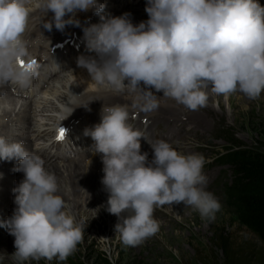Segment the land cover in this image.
<instances>
[{
	"label": "clouds",
	"instance_id": "obj_1",
	"mask_svg": "<svg viewBox=\"0 0 264 264\" xmlns=\"http://www.w3.org/2000/svg\"><path fill=\"white\" fill-rule=\"evenodd\" d=\"M33 4L0 0V85L31 86L35 65L25 63L24 34ZM34 6L49 31L80 27L78 12L99 15L104 9L100 0H38ZM145 11L148 19L138 24L124 13L83 28L95 55L78 57L77 66L90 81L117 93L127 90L133 107L145 113L158 109L157 93L196 110L206 104L209 86L216 94L239 91L250 99L264 92V6L258 0H146ZM79 95L70 91L59 124L75 108H88L89 102L77 103ZM99 115L84 135L93 141L91 153L100 155L107 211L119 218L115 232L125 245L137 246L158 231L154 210L165 204L183 203L202 219H215L221 204L207 190L202 156L181 153L163 139L149 141L129 123L126 106L103 104ZM142 137L151 159L141 151ZM0 159L16 160L15 171L23 173L12 189L13 213L0 220L14 237L13 259L65 261L82 239V225L59 195L56 176L39 155L2 136Z\"/></svg>",
	"mask_w": 264,
	"mask_h": 264
},
{
	"label": "rangeland",
	"instance_id": "obj_2",
	"mask_svg": "<svg viewBox=\"0 0 264 264\" xmlns=\"http://www.w3.org/2000/svg\"><path fill=\"white\" fill-rule=\"evenodd\" d=\"M111 1H114L113 4L116 6L118 1ZM100 2L109 4L110 0H100ZM120 2V6L112 9L109 16H119L124 13H129V11L134 8L137 10L144 9L146 5V0H120ZM83 14H85V16ZM88 14H92V11L90 10V13L88 11L86 13H77V18L80 21L81 28L80 31L72 34V46L75 45V37H77L76 35L80 36L82 29L87 25V23L90 22H84V17H86ZM42 16L43 15L40 14L34 18H30L29 24L33 19L37 20V22L35 21L36 24L34 22L30 27L32 28L35 24L34 28L30 29L28 27L29 29L27 28V31L25 32L27 38L29 37V33L31 31L38 28L43 29L41 32H39L43 35L35 34L36 37L33 36L27 39L24 36L26 42L28 43L29 51L31 52L29 56L31 60L37 59L34 55L44 48L46 49L43 53L46 55V57H48L49 50H47V48H51L48 47L49 45L54 44V46H57L61 42L69 41L71 39V35H68L65 41H63V39L66 37L65 33L68 34V32H66L67 29H70L68 30L69 32H73L79 28L74 25H69L65 27L66 30L63 35L56 34L55 36H44V34L49 32L59 33L60 31H54L53 29L49 31L43 28ZM130 19L132 22L140 21L138 18L133 19L130 17ZM100 23H102V21H100L99 24ZM59 36L62 38L60 39ZM38 38L41 39L38 41ZM36 41H38L37 44H35ZM60 46L65 45L62 44L57 47ZM73 49L75 51H80L76 50V48ZM66 51L67 50L64 52L66 53ZM89 52L90 50H87L85 53L81 51L80 54L85 56ZM66 55H70L66 57L68 60L66 59L65 61H61L64 59L62 58L59 61L61 62L59 67L63 66L65 67L66 71L71 72L73 69L78 68L77 64H75L74 68L67 70L72 62L76 60L73 58V55L79 54H75L74 51L70 52V50H68ZM48 67L51 68V65ZM60 72L61 74L62 72L65 73V70ZM37 73L38 72H35V74ZM56 73L57 75L60 74L59 72ZM41 74H39L40 78L37 79L40 84L43 83V79L41 78L44 77L43 74H45V71H43ZM204 90L207 93V102L204 106L199 107L196 110H190L184 105L179 104L175 100L171 99L172 106L170 108H178L175 111L177 116L169 115V112L167 114L166 111L160 107H158V109L154 112L159 116L158 119L161 117L163 121H167V124L169 122L174 123L176 119V121H178L177 117H179V120H186V133L194 135L195 131H197L194 137H191L190 135L187 137V139H185L184 145H180V134L169 138L171 140H169V143H171L173 147L175 146L174 148L181 153H195L204 158L205 165L203 172L209 170L210 175L213 177L212 179L210 178L209 183H207V190L212 192L221 204L220 210L215 214V219H202L198 212L193 210L191 207L185 206L183 203H174L173 205L165 204L163 206L156 207L154 210V218L158 222V231L151 237L145 239L143 243L137 246H128L123 243L119 233L115 232V225L119 218L107 211L106 205L108 195H104V192H102L103 190L99 187L100 189L95 191L97 198L96 200L94 199L91 201V205L89 204L90 202L84 198H81L84 200H79L77 205H75V202L66 204L70 207L69 208L67 206L69 208H67V210L75 216L76 220L81 223L83 227L82 239L80 242H78L75 251L65 261H59L55 258L51 261L40 259L27 261L25 264H203L199 260L200 254L205 252L213 253L216 251V248L213 247L211 242V237L215 232H219L224 237H226L233 249L240 255H250L251 253L253 256L257 255L258 252L261 251V246L256 241L254 235L240 223L233 202L225 189V183L231 181L232 171L227 165H215V161L217 162L228 152L237 149L256 148L259 150H264V92H262L258 98L250 99L239 91L230 95H221L212 92L210 86ZM39 95L41 97V93ZM157 95L159 104H166L165 106L170 104L166 103V100L170 101V98L165 97L166 100H161L164 98L162 93H157ZM125 96L132 97L133 94L129 92L126 93ZM40 97L38 99H40ZM36 99L37 98H34V100ZM131 105L133 104L131 103ZM172 119L175 120L173 121ZM71 124L76 123H70V125ZM76 127V131L79 133L78 125H76ZM28 131L30 135L31 129ZM76 137L77 136H74V138ZM82 138H84V136L79 138L80 141L79 139H73L71 143L77 142L78 144L83 145L84 143L82 144L81 141ZM85 147L86 145L84 148ZM61 148L62 146L59 147V149ZM66 148L67 147L65 146L63 149L66 150ZM77 150H80V148L78 147ZM80 152V154L86 153L89 155L87 152L84 153L83 150ZM80 154H78V156ZM74 155L76 154L73 153V156ZM73 156L68 163H71L72 160L78 158H73ZM60 160L62 161L63 158ZM98 172L96 175H100ZM7 186L8 185H6V187ZM84 205H89L88 207L90 209ZM85 210H88V213ZM109 216H113L114 223L112 226L110 225V221L108 219L110 218ZM14 251V237L8 233L6 228L0 227V255L3 256V259L0 260V264H17V261H15L12 257V253ZM218 252L220 256H222L221 251L218 250Z\"/></svg>",
	"mask_w": 264,
	"mask_h": 264
},
{
	"label": "bare ground",
	"instance_id": "obj_3",
	"mask_svg": "<svg viewBox=\"0 0 264 264\" xmlns=\"http://www.w3.org/2000/svg\"><path fill=\"white\" fill-rule=\"evenodd\" d=\"M117 1L118 2L116 3V6L115 4H113L114 1L111 0L109 4L100 2L104 4L103 12H101L99 15L95 14V16L90 20L89 23H87L85 27L91 26L93 24H99V22L102 21L101 16L108 17L112 9L120 6V0ZM35 3H38V0H34V4L30 5V7H33V11L31 12L30 18H34L40 14L44 16L42 10L34 6ZM129 13L130 17H132L133 19L138 18V20H140L134 21V24H138L139 22L146 21L148 19V15L145 11V8L140 10L134 8L131 9ZM50 16L51 13H49V17ZM52 29L54 31L57 30L54 26ZM42 30V28H38L33 31L30 30L31 32L29 33V37H36L35 34L43 35L42 33H39ZM65 30L66 28L63 31H60L59 33L49 32L44 34V36H55L56 34L63 35L65 33ZM80 34V36L76 35L77 37H75V45H73L71 49L76 48V50H80L85 53L87 50L90 49L87 45V40L85 39L83 29ZM24 36L26 38V34ZM82 38L84 39L83 41H81ZM79 42H81L80 47L77 46ZM27 47L30 56L31 52L29 51L28 43ZM45 49L46 48L41 49L34 55L35 57H39L38 62L35 60H31V58L29 57L25 58V63H32L33 61H35V70L41 69L42 66L45 68V66L47 65L46 62H49V64L51 65L52 69L50 67H47V69L44 70V77L41 78L43 79L42 84L45 87L44 90H39L40 83L37 80L40 78L39 75L33 77L31 86L28 88H20L19 86L14 85L12 83L0 85V96L5 92H10L9 97L0 101V136L5 137L9 142L15 141L22 143L26 150L39 155L44 160V167L56 176L59 185V195L64 199L66 204L75 202V205H77V203H79V200H82L81 198H84L87 199V201L90 202L88 203L91 205V201H93L94 199L96 200L97 198L95 194V191H98L97 189L101 188L103 190L102 192H104V195H108V193L104 189L103 184L101 183L102 177L104 175L102 171V161L100 159V155L97 156L98 159L96 158L95 160H91L90 156L87 155L85 152V154L79 153L80 151L84 150L85 145H80L77 142H70L75 139L74 137L71 138L74 127H71L70 123H79L80 121H85L87 127H91L98 121V118L100 116V108L103 104L106 106L117 104L130 105L131 103L133 104V96L126 97V93H129L127 90L117 93L110 89H105L98 86L96 83L90 81L91 77L86 69L78 67L70 72L66 71L65 67L63 66L59 67L58 65L61 64V62L59 61L62 58L67 57L65 56L64 51L68 49V46H60L54 48L50 56L47 58L46 55L43 53ZM49 49L51 48H47V50ZM94 54L95 53L90 50V52L87 53L85 56H92ZM62 70H65V73L62 72V74H59ZM56 72H59V75H57ZM70 91L77 95L80 94L76 97L78 104H86L89 102L88 108H75L71 115H69L66 119L60 122V125V117L62 115H67V113H65L63 110L67 106V98L70 94ZM19 93H24L25 95H27V97L30 98V100L28 101V99L25 98L24 101H21V96H18ZM40 93V99L34 100V98H31L33 95H37ZM161 100H166V98L164 97ZM166 103L170 104H168L167 106H165L166 104H159V107L165 110L167 114L169 112V115L177 116L175 111L178 108H170L172 106L171 99L170 101L166 100ZM76 106L77 104L71 105V107ZM133 109L134 112L131 117H129V123L133 126L135 130L140 131L142 135L146 137L149 141L154 142L156 140L163 139L169 142V138L180 134V145H184L185 139H187L188 136L191 135V137H194L197 133V131H195L194 135L186 133V120H179V117H177L178 121H176L177 119H174L175 121L172 119L174 123L169 122L167 124V121H163L161 117L160 119H158L159 116L155 112H153L152 114V112L145 113L134 107ZM49 111L52 112L49 113ZM60 127L66 129L64 138L62 140L57 139V136L59 134L58 129ZM30 129L37 130L39 132L38 135L53 137V141L51 143H46L47 141H45L43 145L35 147V149L32 148L27 144V138L29 137L28 130ZM74 136H77L76 132H74ZM152 136L154 137V140H152ZM82 139L84 140V138ZM63 144L67 147L66 150L62 149L60 152L57 150L53 151L54 148L56 149L58 147H61V145ZM140 144L141 151L147 152L149 154V159L152 158V149L148 141L146 142V139L142 137L140 139ZM78 147L80 148V150H77ZM73 153L80 155L77 159L72 160L71 163H64L62 165L59 164L58 160L61 161L60 159L62 158L64 160V158L72 157ZM16 163V160L9 161L0 159V220H4L10 217L15 208L14 193L12 189L16 186L17 183H19L23 179V173L15 171ZM97 172L100 175H96ZM6 185L8 186L6 187ZM66 206L69 207V205ZM109 217L110 218L108 219L110 221V225L112 226V224L114 223L113 216Z\"/></svg>",
	"mask_w": 264,
	"mask_h": 264
},
{
	"label": "trees",
	"instance_id": "obj_4",
	"mask_svg": "<svg viewBox=\"0 0 264 264\" xmlns=\"http://www.w3.org/2000/svg\"><path fill=\"white\" fill-rule=\"evenodd\" d=\"M218 162L229 166L232 171L231 181L225 183V189L240 223L254 235L261 251L254 256L252 253L240 255L226 237L215 232L211 242L216 251L200 254L199 260L203 264H264V150H233Z\"/></svg>",
	"mask_w": 264,
	"mask_h": 264
},
{
	"label": "snow or ice",
	"instance_id": "obj_5",
	"mask_svg": "<svg viewBox=\"0 0 264 264\" xmlns=\"http://www.w3.org/2000/svg\"><path fill=\"white\" fill-rule=\"evenodd\" d=\"M21 63L23 64L24 62L23 61H21ZM35 65V61H33L32 63H30V67H32V66H34ZM65 129L63 128V127H60L59 129H58V136H57V139H63L64 138V135H65Z\"/></svg>",
	"mask_w": 264,
	"mask_h": 264
}]
</instances>
